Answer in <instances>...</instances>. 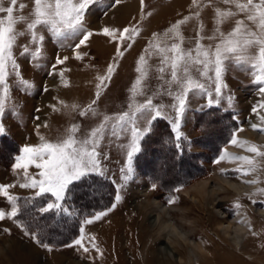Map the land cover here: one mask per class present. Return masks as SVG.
<instances>
[{"label":"rangeland","instance_id":"obj_1","mask_svg":"<svg viewBox=\"0 0 264 264\" xmlns=\"http://www.w3.org/2000/svg\"><path fill=\"white\" fill-rule=\"evenodd\" d=\"M3 6H10L8 0H3ZM12 7L14 21L19 17L32 19L34 0H17ZM217 9L235 13L219 25L224 34L231 32L237 21H244L256 31L246 13L224 0H143V4L141 0H97L83 20L84 29L92 34L79 48L75 47L79 38L69 39L61 47L47 30L38 28L44 40L31 44L30 49L35 52L39 48L42 56L30 62L21 55L23 47L30 44V35L18 36L12 53L22 80L31 82V86L9 75V98L0 94L6 107V134L0 135V185H14L8 192L15 197L34 196L37 189L19 186L25 181L23 170L13 171L14 157L22 154L24 146L41 143V136L57 142L72 125H78L77 135L83 136L102 119L79 115L89 105L107 115L128 110L130 89L141 76L137 69L145 67L140 57L147 65L143 81L147 95L158 89L163 92L170 71L159 79L160 57L153 45L179 42L165 38V33L178 25L182 48H194L198 34L203 37L202 45L214 47L219 38L209 37L214 35ZM0 21L7 26V13H0ZM105 28L115 38L105 35ZM125 28H135L137 33L122 41L120 35ZM14 31H26V23H15ZM117 48L122 55H117ZM256 52L253 47L247 54L254 56ZM57 57L67 59L58 64ZM109 65L114 69L111 79L99 89L97 99L99 78L107 75ZM251 71L225 63L222 79L227 87L218 106L201 110L209 97L189 94L178 129L181 149L175 146L176 132L169 120H155L150 135L138 142L142 150L135 154L131 172L126 156L130 132L125 134L117 128L120 135L105 134L97 149L102 154L98 173L75 182L66 193L63 203L69 213L39 214L38 207L54 200L46 194L30 204L18 200V215L10 218L11 203L0 196V211L5 213V219L0 220V264H264V155L247 151L255 145L264 153V143L241 136L253 129V124L257 125L256 132L264 134V121L260 119L264 108H258V114L252 112L254 106L264 103V95L257 91L259 85L253 83ZM193 75L198 76L195 72ZM200 80L207 84L203 78ZM144 99L136 97L139 102ZM211 99L215 101L214 93ZM173 102L167 95L153 99L154 104ZM73 105L78 106L76 110ZM13 108L15 115L9 111ZM165 112L175 117L171 108L166 107ZM138 125L145 128L142 120ZM232 138L236 144L231 143ZM233 148L243 149L244 155L234 154ZM239 156L251 163L233 159ZM28 171L34 175L39 170L30 167ZM223 178L241 180L250 184L251 190L238 194L221 191L225 189ZM154 201L168 208L170 216L165 219H171L190 240L184 246L178 243L179 238L171 236L173 255L163 250L167 232L154 226L160 214ZM101 212L105 214L96 219ZM33 232L40 243L30 234ZM77 239H81L80 245L75 244Z\"/></svg>","mask_w":264,"mask_h":264},{"label":"snow or ice","instance_id":"obj_2","mask_svg":"<svg viewBox=\"0 0 264 264\" xmlns=\"http://www.w3.org/2000/svg\"><path fill=\"white\" fill-rule=\"evenodd\" d=\"M8 2L10 6L5 8L3 0H0V13H7L8 15L7 26H3L4 22L0 21V94L6 99L9 98V86L7 84L9 75L16 76L21 84L31 86V82L22 80L19 65L12 53L17 37L30 35V44L24 46L21 52V55L28 58L30 62L33 57L42 56L39 48L35 52L30 49L31 44H39L44 40V36L39 34L38 28L47 30L61 47L64 46L67 40L79 38V43L75 45L76 48H79L85 44L92 34L84 29L83 20L85 13L97 0H34L32 19L19 17L17 21L12 18V6L17 3V0H8ZM141 3L143 4V0H141ZM224 3L234 4L239 12L246 13L247 20L252 22L256 31L248 28L244 21H237L231 32L224 34L220 31L219 25L235 13L217 9L216 28L214 35L209 39L219 38V43L214 47L211 45L206 47L200 43L203 37L198 34L194 48L184 49L181 47L183 38L180 35L179 26L174 25L165 33V38L166 40L172 39L179 42L169 45L166 41H162L153 45L156 54L160 57L159 79L163 80L164 72L166 70L170 71V79L165 81L167 87L164 91L160 92L158 89L152 95H147L145 91L147 85L143 83L147 77V65L142 56L140 61L144 62L145 67L137 69L141 76L136 79L130 89L131 98L128 110L119 114L107 115L98 113L92 105H89L87 108L80 110L79 115L85 117L90 114L93 117L101 116L102 119L98 125L85 132L83 136L77 135L80 131L79 126L72 125L66 129V135L57 142H48L41 136V143L38 145L24 146L21 149L22 154L14 157L12 168L13 171L23 170L22 175L25 182L21 183L20 187L37 189V191L32 197L20 198L12 196L8 192V188L14 185H0V196H4L11 203V211L8 216L11 218L18 215L19 206L16 203L18 200L22 199L30 204L36 198H42L46 194H50V197H54V200L50 199V202L38 207L36 211L39 214L69 213L70 209L65 207L63 203L66 200V193L75 182L83 180L90 174L98 173L100 169L99 157L102 154L97 149L100 147L105 134L112 136L121 134L116 131L117 128L125 134L130 132L131 135V142L127 146L128 150L126 152L129 172L133 170L132 163L135 154L142 150L138 142L150 135L151 126L158 118L169 120L173 131L176 132L175 140L177 143L175 146L177 149H181L179 143L181 136L178 129L181 117L187 110V97L190 93L208 96V102L202 106L201 110L211 108L214 105L218 106L220 100L224 98L223 89L227 87L222 79L226 62H230L235 66H243L245 71L251 69L252 71L249 74L253 77V83L259 85L257 91L264 95V0H259V3H254V0H247V3H240L239 0H224ZM23 7L24 5H21V8ZM17 22L26 23V31H14V24ZM103 32L105 35L115 38L110 29L105 28ZM125 33H129V35L125 36ZM134 33H137L135 28L131 30L125 28L120 35V39L122 41L132 39ZM253 47L257 48V52L254 56H249L247 54L248 50ZM117 55H122L119 48H117ZM77 58L80 57L77 56ZM66 59L67 57L63 59L57 57V63L62 64ZM52 68L55 69V65ZM113 70V66L109 65L107 75L99 78L97 99L100 95L99 89L106 80L111 79ZM193 72L197 73L198 76H194ZM51 74L49 72V75ZM200 78L206 80L207 84L202 83ZM173 86H175L174 90ZM45 91H47L46 88ZM213 93L215 101L211 99ZM158 95H167L174 102L170 105L154 104L153 99ZM137 96H145L144 101H137ZM231 99V97L228 98L229 103ZM92 104H95V100ZM77 107V105H73L72 109L76 110ZM166 107L174 111V118L169 117L165 112ZM258 108H264V103L254 106L252 112L258 114ZM9 111L13 115L16 114L15 108ZM5 112V103L0 100V135L6 134L3 124ZM260 119L264 121V117H260ZM141 120L145 123L144 129H141L138 125ZM252 127L256 129L257 125L253 124ZM261 131H264V129H261ZM231 143H237L235 138L231 139ZM247 151L264 155V153L258 151L255 145L248 147ZM220 159L222 160L224 157L221 156ZM233 159L251 163L247 157L243 156L233 157ZM30 167H34L39 171L34 175H30L28 171ZM236 171L240 172L241 169L237 168ZM37 176L39 179H37ZM117 199H119L118 196ZM104 214L101 212L95 218L99 219ZM3 219H5V213L0 211V220ZM86 222L91 223L92 221L87 220ZM30 234L37 240V243H40L36 233ZM75 244L80 245L81 239L75 240ZM43 246L47 247V245ZM84 251L87 252L88 249L84 248Z\"/></svg>","mask_w":264,"mask_h":264},{"label":"bare ground","instance_id":"obj_3","mask_svg":"<svg viewBox=\"0 0 264 264\" xmlns=\"http://www.w3.org/2000/svg\"><path fill=\"white\" fill-rule=\"evenodd\" d=\"M243 138L247 139V140H255V142L257 143H264V134H260L258 132H256L254 129H251L248 132H245L241 135ZM233 153L234 154H239V155H244V150L243 149H238V148H233ZM264 160V157L263 159ZM262 171L264 172V165L261 166ZM259 177H257L258 179ZM260 180V179H259ZM222 183L224 184V188H220L219 190H227V191H232L235 192L236 194L238 193H242L244 191H248L251 190L250 189V184L249 186H247L243 181H232L229 180L227 178H223ZM214 192V190L212 191ZM216 193V192H215ZM154 207H156L160 214L157 216V218L154 219V226L156 228H161V230L163 229L165 232H167V243L165 244V247L163 248V250L167 253H169L170 255H173V252L171 251L172 248V240H171V236L174 238H179V244L187 246L189 245V238L187 237L186 234H183L179 228L174 225V223L172 222L171 219L166 220L165 216H170V211L168 210V208H164L163 206H159L158 203L156 201L153 202ZM222 205V204H221ZM220 206V202L218 204V207ZM210 214H212V212L210 211ZM195 246V244H194Z\"/></svg>","mask_w":264,"mask_h":264},{"label":"trees","instance_id":"obj_4","mask_svg":"<svg viewBox=\"0 0 264 264\" xmlns=\"http://www.w3.org/2000/svg\"><path fill=\"white\" fill-rule=\"evenodd\" d=\"M44 197H46V196H44ZM42 198H43V197H42ZM42 198H36L37 201H35V202H38V201L41 200Z\"/></svg>","mask_w":264,"mask_h":264}]
</instances>
